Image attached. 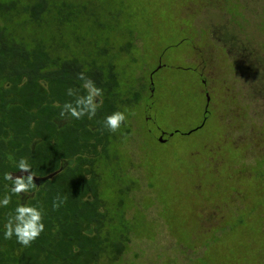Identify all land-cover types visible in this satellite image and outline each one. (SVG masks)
Wrapping results in <instances>:
<instances>
[{"label": "rangeland", "instance_id": "obj_1", "mask_svg": "<svg viewBox=\"0 0 264 264\" xmlns=\"http://www.w3.org/2000/svg\"><path fill=\"white\" fill-rule=\"evenodd\" d=\"M53 2L17 32L113 62L130 100L100 167L109 209L128 198L117 264H264V0Z\"/></svg>", "mask_w": 264, "mask_h": 264}, {"label": "trees", "instance_id": "obj_2", "mask_svg": "<svg viewBox=\"0 0 264 264\" xmlns=\"http://www.w3.org/2000/svg\"><path fill=\"white\" fill-rule=\"evenodd\" d=\"M53 3L0 0V176L20 175L8 157H26L36 174L34 200L28 202H38L46 212L45 232L31 246L0 239V264H117L131 240L128 198L121 188L117 208L109 209L100 167L124 125L109 133L101 123L130 100L120 93L113 62L65 57L48 39L17 32L19 23L32 33L47 17L64 19V5ZM82 71L103 89V107L93 120L63 125L56 105L72 99L66 91L80 88ZM6 191L0 180V196ZM21 196L22 201L12 196L9 207L0 208V229L15 206L27 201ZM57 196L65 203L53 210Z\"/></svg>", "mask_w": 264, "mask_h": 264}, {"label": "clouds", "instance_id": "obj_3", "mask_svg": "<svg viewBox=\"0 0 264 264\" xmlns=\"http://www.w3.org/2000/svg\"><path fill=\"white\" fill-rule=\"evenodd\" d=\"M78 79L81 81L80 88L74 89L69 87L66 91V95L72 99L64 102L62 105H56L60 109L58 122L63 125L85 117L88 120H93L97 115V111L103 107V89L98 87L83 71L79 73ZM81 89L83 90L82 93ZM127 120V109H118L106 115L103 118L101 126L109 133H116ZM8 159L12 162L13 167L17 169V173L21 174L14 175L12 172H4L0 176V180L5 182L7 189L6 193L0 196V208H8L12 203V196H18L22 201L21 194L23 193L28 199L24 203L17 204L9 213L6 221L3 223L2 229H0V232H2L0 239L8 241L15 238L16 244L27 248L45 232L46 212L38 202H28L29 200H34V195L32 194H34L36 188V184L34 183L36 174L32 164L26 157L15 159L9 156ZM64 203L65 198L57 196L52 201L51 207L53 210H57Z\"/></svg>", "mask_w": 264, "mask_h": 264}, {"label": "water", "instance_id": "obj_4", "mask_svg": "<svg viewBox=\"0 0 264 264\" xmlns=\"http://www.w3.org/2000/svg\"><path fill=\"white\" fill-rule=\"evenodd\" d=\"M207 98H208V99H207L206 110H208V107H209V104H210V97L208 96V94H207ZM207 119H208V116L205 117V119H204V121H203V124L200 125L198 128L194 129L193 131H195V130L201 128V127L205 124V122L207 121ZM193 131H191V132H193ZM178 132H180V130H174V131H172L171 133L162 131V135L159 137V141H160V142H164V141H165L164 136L170 137V136H173V135L177 134ZM183 134H184V133H183ZM187 134H190V133H187Z\"/></svg>", "mask_w": 264, "mask_h": 264}]
</instances>
